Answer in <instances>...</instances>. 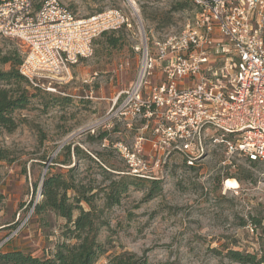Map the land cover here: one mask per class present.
Masks as SVG:
<instances>
[{
    "label": "rangeland",
    "instance_id": "1",
    "mask_svg": "<svg viewBox=\"0 0 264 264\" xmlns=\"http://www.w3.org/2000/svg\"><path fill=\"white\" fill-rule=\"evenodd\" d=\"M58 1L79 19L98 14V7L120 11L130 27L115 35L122 41L117 49L97 37L93 55L71 68L68 84L56 93L31 89L36 98L13 114L16 127H0V251L45 258L62 241L65 221L33 210L50 169L100 188L109 184L102 170L130 176L133 185L118 206L106 208L102 194L93 200L104 224L97 237L104 254L96 264L121 256L147 264H238L229 251L259 253L263 239L252 221L264 226V163L236 159L235 168H223L221 154L212 153L186 168L178 155L159 153L141 117L127 115L132 105L125 93L137 82L143 48L153 52L155 42L178 35L193 14L191 0ZM180 1L188 3L182 10L174 7ZM24 51L19 41L0 38V59H22ZM9 69L0 60V72ZM138 178L158 181L152 198L149 183ZM225 180L238 188L225 190Z\"/></svg>",
    "mask_w": 264,
    "mask_h": 264
},
{
    "label": "built area",
    "instance_id": "2",
    "mask_svg": "<svg viewBox=\"0 0 264 264\" xmlns=\"http://www.w3.org/2000/svg\"><path fill=\"white\" fill-rule=\"evenodd\" d=\"M191 3L178 35L155 42L153 52L143 48L127 115L141 117L159 153L178 155L186 168L212 153L223 168L236 159L263 164L264 0ZM124 27L129 20L117 10L79 19L58 0L38 9L33 0H0V38L24 47L18 72L31 89L56 93L93 55L97 37Z\"/></svg>",
    "mask_w": 264,
    "mask_h": 264
},
{
    "label": "trees",
    "instance_id": "3",
    "mask_svg": "<svg viewBox=\"0 0 264 264\" xmlns=\"http://www.w3.org/2000/svg\"><path fill=\"white\" fill-rule=\"evenodd\" d=\"M114 5L117 2L124 0H112ZM35 9L41 6V3L36 4L33 0ZM188 3L177 2L174 7L182 10ZM104 11V7L96 9V15H100ZM93 15V16H96ZM90 16V17H93ZM88 17V18H90ZM118 31L103 33L100 35L105 40L107 47L117 49L121 47V37H115ZM113 36V37H111ZM3 64H9L10 69L6 72H0V84L4 86L0 88V127L12 131L15 127L13 114L16 111L26 109L31 102L36 98L33 91L39 90L29 87L26 80L19 74L18 67L22 59L16 57H2ZM104 135L100 136L103 139ZM67 151L69 148L67 147ZM78 154V150L76 151ZM66 162L61 163L65 165ZM255 164H251L254 166ZM115 171V170H114ZM104 179L109 181V184L104 187L85 186L80 183H75L73 179H65L59 173H50V169L42 176L40 181V191L42 200L34 205L33 210L36 216L43 213H51L65 221L64 231L61 233L62 241L57 243L52 249L48 257L39 258L32 256L29 253L20 251L1 252L0 264H96L100 257L104 254V250L99 245L97 237L101 226L104 224L98 220L96 215V207L94 199L102 194L104 205L106 208L118 206L128 192L133 183L129 175H116L107 170H102ZM113 178H119L114 180ZM137 180L147 182L150 185L148 198L153 197V190H159L158 181L146 180L138 178ZM236 180V179H235ZM35 184V188H37ZM157 186V187H155ZM87 206V210L83 205ZM253 226L259 229L263 242L261 243L260 251L257 254L242 253L237 251H229L227 257L238 264H264V226L260 220H253ZM241 227L245 223H241ZM108 264H147L142 260H135L121 256L112 259Z\"/></svg>",
    "mask_w": 264,
    "mask_h": 264
},
{
    "label": "bare ground",
    "instance_id": "4",
    "mask_svg": "<svg viewBox=\"0 0 264 264\" xmlns=\"http://www.w3.org/2000/svg\"><path fill=\"white\" fill-rule=\"evenodd\" d=\"M238 188V183L234 180H227V182L224 184L225 190H235Z\"/></svg>",
    "mask_w": 264,
    "mask_h": 264
},
{
    "label": "water",
    "instance_id": "5",
    "mask_svg": "<svg viewBox=\"0 0 264 264\" xmlns=\"http://www.w3.org/2000/svg\"><path fill=\"white\" fill-rule=\"evenodd\" d=\"M44 175V174H43Z\"/></svg>",
    "mask_w": 264,
    "mask_h": 264
}]
</instances>
